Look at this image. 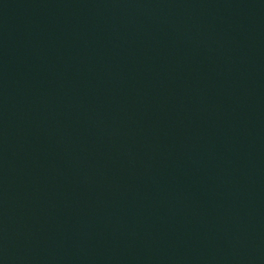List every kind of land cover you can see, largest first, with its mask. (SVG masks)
I'll return each mask as SVG.
<instances>
[{
    "label": "water",
    "instance_id": "95a60500",
    "mask_svg": "<svg viewBox=\"0 0 264 264\" xmlns=\"http://www.w3.org/2000/svg\"><path fill=\"white\" fill-rule=\"evenodd\" d=\"M0 264H264V0H0Z\"/></svg>",
    "mask_w": 264,
    "mask_h": 264
}]
</instances>
